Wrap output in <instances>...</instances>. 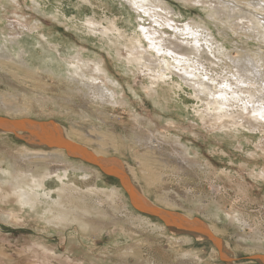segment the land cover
Returning <instances> with one entry per match:
<instances>
[{
	"label": "rangeland",
	"instance_id": "1",
	"mask_svg": "<svg viewBox=\"0 0 264 264\" xmlns=\"http://www.w3.org/2000/svg\"><path fill=\"white\" fill-rule=\"evenodd\" d=\"M37 1L40 11L31 0H0V43H5L12 52L10 31L18 30L19 27L24 28L23 25L29 23H38V26H41L40 32L45 36V38L39 37V43L42 42L41 47L36 45L40 57L64 64L74 48H81L87 57L101 59L105 62L108 73L121 83L119 103L103 102L99 99L93 101L88 96L80 95H73L72 98L70 97L71 101L65 92L68 88L66 81L46 79L30 70L13 65L7 68L0 63V120L55 122L71 131L72 137L74 136L73 138L80 144L103 153L105 150L108 156H118L122 153V157L120 156L122 161L136 171L135 184L140 187L144 198H148V201L157 208L187 218V223L195 219L199 220L212 235L211 239L199 240L181 226L165 225L156 214L126 212L120 209L117 214L119 219L115 221L123 226L129 239L127 244L120 246L118 252H109L113 249L108 248L114 245H111L107 236L91 239L85 235L79 237L88 238L89 244H96L93 248L96 255L108 253L112 264H263L264 183L250 178L249 174L251 168L264 167V157L251 159L247 153L244 154L237 149L238 145L234 140H222L214 133L212 135L206 130L204 132L202 128L198 129L201 125L194 110L197 102L191 97V90L186 87L171 88L172 91L166 93L159 102H154L149 97L148 88L152 81L151 73L146 70L140 71L137 67L134 69L124 60L123 47L120 49L119 44H110L101 36L99 38V35L89 34L85 30V25L89 19H95L104 26L115 24L122 35L120 37L122 44H129L138 39L140 25L165 31L171 40H174L172 37L178 34L173 28L170 29L168 24L178 27L177 31L187 24L211 28L218 41L217 45L219 46L220 42L224 45V49L226 48L225 52L224 50L221 52L226 57L218 53L214 57L211 53H207L211 62L204 61L206 70L203 72L217 83H221L227 78L232 80L227 72L230 70L235 72L236 67L231 64L233 62L230 59H240L248 55L255 58L257 55L262 56L264 62V30L258 26L259 33L253 32L258 29L255 24L256 14L258 9L264 7V1L252 0L253 2L249 3L242 1L243 6L239 8L242 12L238 13L239 10L236 9L233 0H202V2L154 0L155 5L160 4V8L155 11L163 18L153 17L149 20L148 17H143L142 21L127 0ZM254 4L256 7L253 9ZM148 8L154 10L151 6ZM263 10L261 11L264 12ZM167 15L171 19L169 22H165ZM257 15L258 19H264V15ZM151 20H159L165 28L161 29ZM200 31L203 32V37L211 39L206 30ZM254 33L257 38L254 37ZM168 35L165 37L168 38ZM41 39L43 40L40 41ZM45 39H48L47 44ZM47 63L50 65L48 61ZM62 64L60 66L63 69ZM261 65L259 68L264 78V63ZM14 109H16L15 113L12 111ZM173 120L179 122L180 127H169V123L175 122ZM96 128L97 132L108 133L106 137L108 141L102 149L95 142H91L97 138ZM167 128L171 129L167 130ZM257 132L246 131L245 134L256 136L255 142L264 141V134ZM184 145L189 147L191 156L184 154ZM37 149L30 145L27 139H21L13 134H0V163H6L2 165L4 168L9 167L14 158L19 157L23 151ZM140 166L144 167L141 169ZM102 184L120 188V183L116 180ZM96 186L95 182H91L83 186V189L96 188ZM218 188L221 189L220 193L215 191ZM0 226L2 254L0 263L10 264L11 261V264H53L52 260L41 258L35 250L33 244L37 242L38 233L33 227H21L3 221H0ZM70 234L67 233V239L74 238ZM58 236V234L49 236L50 241L45 243L49 247L59 246L63 248L62 253H65L64 247L60 245L62 237ZM213 238L217 242H213ZM131 245L134 248L126 250ZM223 245L229 249L233 259L224 255ZM121 251H127L126 255L122 256L119 253Z\"/></svg>",
	"mask_w": 264,
	"mask_h": 264
},
{
	"label": "bare ground",
	"instance_id": "2",
	"mask_svg": "<svg viewBox=\"0 0 264 264\" xmlns=\"http://www.w3.org/2000/svg\"><path fill=\"white\" fill-rule=\"evenodd\" d=\"M31 1L37 6V10L40 11L39 2L37 0ZM127 1L137 11L141 21L144 20L143 17H148L149 20L153 17L163 18L160 16L161 14L159 15L155 11V9L160 8V4L155 5L154 0ZM198 1L202 2V0ZM242 1L249 3L254 0H233L232 2H235L236 9L238 8L239 10H237L238 13L242 12L239 9ZM149 6L154 8V10L148 8ZM252 7L254 9L256 7L255 4ZM252 7L250 8L252 9ZM257 8L260 7L257 6ZM259 10L257 14L264 15V12ZM151 11H153L152 14ZM232 14L235 13L232 12ZM257 14V22L255 24L264 30V19H258L259 16ZM166 17L165 22L171 21L168 15ZM151 21H153V24L160 26L161 29L165 28L164 25L160 24L159 20ZM167 26L170 29L173 28L178 34L172 37L174 40L169 38L168 33L156 27L140 25L138 39L134 42L131 41L132 43L129 44H122V39H120L122 35L113 23L104 26L95 19H89L86 21L85 30L89 34L99 35V38L101 36L110 44H119L120 49L122 47L124 49L125 56L123 58L130 66H133V68L137 67L140 71L146 70L151 73L152 81L148 82V88L150 91L149 97L154 102H159L166 93L172 91L170 90L171 88L175 89V87H178L182 89L186 87L191 90V97L197 102L194 110H196V118L201 125V127L197 125L198 129L202 128L204 132L206 130L212 135L214 133L216 137H221L222 140H234L238 145L237 149L242 153H247L251 159L256 160L259 157H264V141L255 142L256 136L245 134L246 131L251 133L258 131L264 134V78L259 68L264 63L263 57L256 55L254 58L248 55L240 59H230L233 62L231 64L236 67L235 72H232V70L227 72L232 80L227 78L221 83H217L215 79L203 72V70H206L204 61H210L207 53H211L214 57H216V53L226 57L221 53L223 50L225 52L226 48L224 49V45H221L220 42V45H217L218 41L211 28L187 24L183 29L177 31L178 27L175 28L169 24ZM23 27H21L22 29L19 27L18 30L10 31L12 52L5 43H0V63L2 65L7 68L13 65L20 69H27L46 79L52 78V80L58 82L66 81L68 88L65 92L69 99L73 95H80L88 96L93 101L99 99L103 102L114 101V104L119 103L121 83L108 73L105 62L99 58L87 57L81 48H74L68 54L69 59H66L64 64L60 63L64 65L62 69L60 64L54 62V60H45L44 57H40L36 50V45L41 47L42 43H39V37L45 38L44 34L40 32L41 26L39 27L38 23H29L23 25ZM257 27L255 28L257 29ZM259 27L257 31L254 30L253 32H258ZM19 29H21V32H19ZM201 29L206 30L211 39L203 37ZM167 35L168 38L165 37ZM260 35L259 38L261 39ZM254 37H256L255 33ZM5 41L7 43L9 39ZM213 43H215V46ZM50 47L52 48V46ZM224 55L229 54L224 53ZM54 57L56 58V56ZM47 61L50 65H48ZM176 78L179 80H175ZM70 100L72 101V99ZM12 111L15 113L16 109ZM7 112L10 111L7 110ZM175 122L169 123V127H180L179 122ZM170 129L167 128V130ZM95 131H98L97 128ZM0 134L17 135L21 139H27L30 145L38 148L37 150L23 151L19 157L14 158L10 163L11 165L7 168L2 166L6 163H0V221L7 224L15 223L16 226L21 227H33L38 233V235L36 234V244L32 243L36 247L35 250L38 251L41 258L52 260L53 264H112L110 262L111 257L107 255L108 253L101 255L94 253L93 248L96 244H89L88 238H103L107 236L111 245H114L108 248L113 249L109 250L111 253L118 252L121 245L127 244L129 238L125 234L123 226L116 222L119 219L117 214L120 209H124L126 212H140L149 215L153 213L160 216L165 225L181 226L187 232L199 238V240L211 239L212 235H210L206 226L203 225L204 223L202 224L197 219L187 223V218L157 208L148 201V198H144L140 187L135 184L136 171L128 163L122 161V153L118 156H108V152L106 153L105 150H103V153L85 144H80L73 138L74 136L72 137L71 131L55 122H7L0 120ZM97 134V138L91 142H95L102 149L103 145L106 144L105 142L108 141L106 138L108 133L100 131ZM112 134L114 135V133ZM183 151L185 155L191 156L188 146L184 145ZM149 159L151 158L149 157ZM140 167L142 169L144 166ZM249 177L264 183V167L251 168ZM115 180L119 181L120 188L107 187L102 184L103 182L104 184L105 182H115ZM91 182L97 184L96 188L84 190L83 186ZM220 190V188L215 189L218 193H220ZM129 207H132V209ZM69 232L71 236H74L73 239H67L66 235ZM216 232L218 233V231ZM55 234H58V237H62L60 245L64 247L65 253H62L61 250L63 248H59V246L49 247L46 245L47 241H50L48 237ZM80 235H85L88 238H80ZM212 241L217 242L214 238ZM223 246L224 255L233 259L229 249L225 245ZM129 247L126 250L134 248L133 245ZM126 252L121 251L119 253L123 256L126 255ZM0 255L2 254L0 253ZM141 256L140 254V260L142 259Z\"/></svg>",
	"mask_w": 264,
	"mask_h": 264
}]
</instances>
